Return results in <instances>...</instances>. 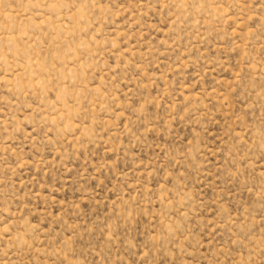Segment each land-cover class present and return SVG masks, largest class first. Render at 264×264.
<instances>
[{"label": "rangeland", "instance_id": "rangeland-1", "mask_svg": "<svg viewBox=\"0 0 264 264\" xmlns=\"http://www.w3.org/2000/svg\"><path fill=\"white\" fill-rule=\"evenodd\" d=\"M0 264H264V0H0Z\"/></svg>", "mask_w": 264, "mask_h": 264}]
</instances>
